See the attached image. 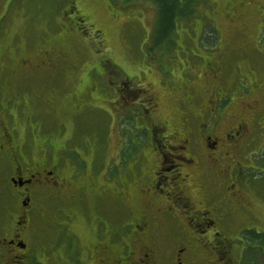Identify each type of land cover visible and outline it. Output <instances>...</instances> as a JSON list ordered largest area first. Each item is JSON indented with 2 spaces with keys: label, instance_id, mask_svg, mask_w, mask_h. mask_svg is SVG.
Wrapping results in <instances>:
<instances>
[{
  "label": "flooded vegetation",
  "instance_id": "1",
  "mask_svg": "<svg viewBox=\"0 0 264 264\" xmlns=\"http://www.w3.org/2000/svg\"><path fill=\"white\" fill-rule=\"evenodd\" d=\"M241 6L226 7L230 20L241 18ZM1 41L0 37V264H64L59 251L47 247L48 238L42 232L45 221L51 222L53 207L71 206L74 199L69 198L79 189L74 182L79 177L75 172L70 174L72 167L65 162L64 146L59 153L52 144L55 135L50 134L42 144L37 141L43 128L36 121L44 112L56 116L69 112L67 104H58L55 95L44 91L46 79L57 73L54 61L60 55L55 50L10 53L2 48ZM210 59L204 67L209 82L206 104L194 107L193 96L185 101L187 112L196 108V116H182L180 125L185 129L166 136L170 119L151 122L145 118L152 129L149 152L141 148L133 157L126 147L120 149L116 161L110 159L113 176L106 182L111 188L90 197L108 203L109 209L97 218V231L91 239L74 236L78 259L72 264L247 262L248 248L235 245L228 232L230 225L237 230L239 221H247L241 217L250 215L254 204L241 179L243 166L225 162L227 153L222 152L220 141L245 145L250 129L244 121L229 124L230 115L225 112L232 104L222 113L223 124L232 125L224 139L203 122L221 121L215 118L225 94L224 87L217 84L223 76L221 66ZM110 83L114 87L108 86L106 97L121 98L123 104L119 106L139 107L135 102L144 95V88L135 89L129 80L112 79ZM145 99L152 103V96ZM18 123L28 126L26 134L20 132ZM63 135L60 132L57 137ZM236 218L239 220L235 222ZM189 221H204V234L190 235ZM216 228L221 230L216 232ZM241 230L249 232L240 228L239 235ZM208 233L212 235L210 241Z\"/></svg>",
  "mask_w": 264,
  "mask_h": 264
},
{
  "label": "rangeland",
  "instance_id": "2",
  "mask_svg": "<svg viewBox=\"0 0 264 264\" xmlns=\"http://www.w3.org/2000/svg\"><path fill=\"white\" fill-rule=\"evenodd\" d=\"M190 1L194 4L193 15L179 19L171 35L160 42L158 47H154L152 56H149L143 51L144 39L160 33L154 2L121 0L123 5H127V11L115 18L120 21L118 25L107 28L105 23L97 24L95 20L91 24L85 20L81 25L71 13L68 14V20L72 23H59L61 0H0L2 48L15 54H41L55 50L66 59L61 61L62 57L56 56L60 58L54 61L57 73L46 79L44 91L48 96L55 95L58 104H67L69 112L62 111L59 116L44 112L36 120L43 128L37 141L41 143L50 134L55 135L52 139V144H56L55 149L60 153L64 146L63 155L75 149V154L83 157V163L88 169L80 172L77 165L70 170V174L75 172L79 177V180L74 181L79 189L69 198L74 201L71 206L69 204L70 207L66 204L53 207L51 222L45 221L44 224L45 232L42 233L48 238L47 247L57 249L64 264H72L78 259L74 236L82 240L91 239L97 231V218L104 216L109 209L108 203L94 201L90 197L111 188L106 182L108 177L113 176L110 159L116 161L120 149H129V141L135 139L132 136L133 128L143 132L150 129L152 135V129L145 123V118L151 122L155 119L156 122L170 119L166 136L185 129L180 125L182 116H196V108H200L201 103L206 104L209 82L204 67L211 57L210 60L217 62L223 71L222 80L217 84L224 87L225 93L241 97L247 92L243 96V106L238 99L225 112L230 115L227 119L229 124L235 120L238 123L244 121L249 127L250 131L245 137L248 140L246 146L241 143L234 146L232 142L224 144L222 141L220 144L222 152L227 153V164L232 166L239 162L243 166L241 179L246 184L245 190L254 207L250 215L240 216L247 221H239L238 226H241H237V230L230 225L228 235L233 237L238 247L248 248L245 252L247 262L243 264H264V242L253 240L255 235L264 233V4L261 0ZM241 4V18L230 20L226 7L238 8ZM149 24L151 28H148ZM209 30L216 33V44L214 47H201ZM192 53H195L194 57ZM153 56L155 67L147 63ZM129 59L138 61V70L128 73L132 79L124 75L117 79L114 75L110 76L105 68L109 64L113 67L126 66ZM189 66L194 73L191 80L183 75ZM85 67L91 69L89 76L95 91H88L84 83L81 70ZM158 69L164 70L161 74L171 75L169 85L159 89V95H151L152 103L145 99V95L135 102L151 110H141L133 116L132 113L139 108L136 104L119 106L118 103L123 104L121 98L116 101L115 96L106 97L108 86L114 87L110 83L112 79L129 80L135 89H142L141 81L152 76ZM101 71L105 73L103 76ZM151 83L155 84L156 78ZM86 96L88 99H84ZM191 96L196 98L192 99L191 104L196 108L187 112L185 101ZM249 100L255 108L246 106ZM82 102L80 109H77ZM74 109L78 112L73 113ZM152 109L160 111L159 118H156ZM130 118L131 123L125 126ZM215 119L221 121L215 120V123L212 121L210 124L209 121L203 122L208 125L209 131H214L217 137L224 139L232 125L225 126L226 121L223 124L225 116L222 113ZM18 125L20 132L26 134L28 126ZM60 132L64 133L63 137H57ZM146 151L148 153L149 148ZM240 228L249 232H245L246 235L237 241L235 237L239 235Z\"/></svg>",
  "mask_w": 264,
  "mask_h": 264
},
{
  "label": "snow or ice",
  "instance_id": "3",
  "mask_svg": "<svg viewBox=\"0 0 264 264\" xmlns=\"http://www.w3.org/2000/svg\"><path fill=\"white\" fill-rule=\"evenodd\" d=\"M261 3L264 4V0H261ZM66 5V7H64ZM204 6V5H202ZM61 12L58 14L59 16V23H72V21L68 20V14H74L75 20H79L81 25H83L84 21L87 20L90 24L95 20V22L98 23H105V26L107 28H112L115 25H118L120 23L119 20L115 19L116 17H119L123 11H127V5H123L121 0H61ZM188 15H192V13H188ZM95 28V25H93ZM152 25L149 24L148 28H151ZM59 29H57L58 31ZM97 31H103L104 29H96ZM87 35V33H85ZM159 33L153 34L149 36L148 38L144 39V45L143 51L148 53L149 56H152L153 48L158 47L159 45V39H158ZM162 38V37H160ZM217 35L215 32L209 30L205 34L204 40L201 42V47H214L216 44ZM93 47H95L93 45ZM3 55V51L0 50V56ZM192 56H195V53H192ZM114 63V62H113ZM147 63H151L153 67L156 65L155 57L153 56L151 60L147 61ZM107 72L111 75H114L117 77V79H120L121 75L126 76L128 79H132L131 76L128 75V73H135L138 70V61L129 59L126 66H120L116 65L113 67L112 64L105 66ZM82 76L84 78V83L88 89V91H95V87L91 81V78L89 76V73L91 72V69H87L86 67L81 70ZM163 69H158L156 73H153L152 76L144 79L141 81V86L144 87V95L145 96H151L152 94L156 93L159 95L158 92L159 89L166 88L169 85V82L171 81L172 77L170 74H161L163 73ZM105 73L101 71V75L103 76ZM141 75H143V72H141ZM183 75L187 77L189 80L192 79L194 73L191 69V66L189 68L184 70ZM158 77V78H157ZM110 78V77H109ZM156 78V83H151V80ZM247 92L245 91L243 93V96H246ZM243 96L236 97L232 96L229 93L224 94V98H222V103L219 105V108L216 112V115H219L224 112L225 107L234 103L238 99L241 101L242 106L244 105ZM246 106L254 108V105L252 104V101H247ZM146 110L144 105H140L136 112H133L132 115L135 116L138 114L139 111ZM153 112L156 113V118H159L160 111L158 109H152ZM151 119V116H150ZM128 123H131V118L129 121L125 122V126H127ZM213 123H215V120L213 119ZM150 129L146 132H140L138 129L133 128L132 129V136L135 137L134 140L129 141V149L131 151V154L133 157H135L136 153L141 150V148H147L150 144ZM133 145H136V147H133ZM65 162L72 168H75L77 165H79L80 172H86L87 166L83 163V157L75 154V149L72 150V152H65ZM115 174V173H113ZM111 177H108L110 179ZM204 227L205 222L200 221L196 224H192L191 221H189V224L187 226L188 233L190 235H196L199 236L201 234H204ZM197 229H199V232H197ZM221 229L216 228V232H219ZM208 239L209 241L212 238L211 233H208ZM242 235H246L243 233V230H241V235H237L235 239L239 241L242 238ZM250 235V234H247ZM186 250V249H184ZM195 255V254H193Z\"/></svg>",
  "mask_w": 264,
  "mask_h": 264
},
{
  "label": "trees",
  "instance_id": "4",
  "mask_svg": "<svg viewBox=\"0 0 264 264\" xmlns=\"http://www.w3.org/2000/svg\"><path fill=\"white\" fill-rule=\"evenodd\" d=\"M131 1V0H127ZM142 1V0H135ZM154 2L157 9V22L160 33L158 36L159 43L165 41L173 31L176 22L181 18L190 17L194 12V4L190 0H144ZM192 15H188V13ZM156 22V24H157ZM157 30V28H156ZM162 37V38H160ZM254 241L259 243L264 242V233L262 235H255Z\"/></svg>",
  "mask_w": 264,
  "mask_h": 264
},
{
  "label": "bare ground",
  "instance_id": "5",
  "mask_svg": "<svg viewBox=\"0 0 264 264\" xmlns=\"http://www.w3.org/2000/svg\"><path fill=\"white\" fill-rule=\"evenodd\" d=\"M255 108V107H254ZM231 146V145H230Z\"/></svg>",
  "mask_w": 264,
  "mask_h": 264
}]
</instances>
